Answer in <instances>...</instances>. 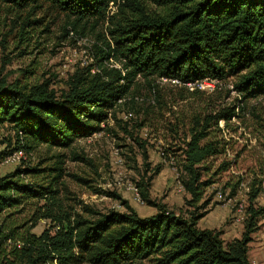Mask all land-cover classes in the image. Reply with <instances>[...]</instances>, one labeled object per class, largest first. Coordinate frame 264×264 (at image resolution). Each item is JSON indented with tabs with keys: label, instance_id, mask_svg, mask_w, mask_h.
Here are the masks:
<instances>
[{
	"label": "trees",
	"instance_id": "16d2710c",
	"mask_svg": "<svg viewBox=\"0 0 264 264\" xmlns=\"http://www.w3.org/2000/svg\"><path fill=\"white\" fill-rule=\"evenodd\" d=\"M0 3L18 9L49 4L77 21L110 20L111 40L102 55L122 65V69L103 67L102 73L76 75L61 92L45 84L28 87L0 78V127L6 125L15 137L14 148L10 140V148L0 151V161L19 149L32 154L43 145L70 148L79 139L103 131L138 76L174 79L185 85L235 76V89L245 98L264 96V0ZM114 6L116 11L110 15ZM237 115L235 108H228L197 118L183 146L165 150V161L177 168L188 196L185 203L191 210L187 213L151 198L150 188L163 170L162 163L152 167L146 162V173L136 182L144 202L156 208L145 217L130 206L126 212L103 213L90 207H86L88 215L69 211L59 189L62 154L53 156L51 166L24 162L1 176L0 264H135L146 260L153 264H251L250 243L264 226V204L256 202L264 192V165L249 186L241 237L227 241L221 230L199 227L215 197L206 196L207 189L231 164L224 162L210 174L213 163L209 159L225 151L220 141L207 139L210 129L213 122L217 127L219 120ZM25 209L31 216L19 222L14 216ZM41 219L48 221L49 228L40 235L32 233Z\"/></svg>",
	"mask_w": 264,
	"mask_h": 264
},
{
	"label": "rangeland",
	"instance_id": "374dc122",
	"mask_svg": "<svg viewBox=\"0 0 264 264\" xmlns=\"http://www.w3.org/2000/svg\"><path fill=\"white\" fill-rule=\"evenodd\" d=\"M115 11L114 6L110 15ZM110 26V20L77 21L49 4L18 9L0 3V78L28 87L45 84L61 92L69 88L76 75L102 73L103 67L122 69L119 61L102 55L111 40ZM236 80L235 76L223 81L206 79L189 86L138 76L128 98L103 125V131L79 139L70 148L49 149L43 145L26 154L19 164L0 167V177L24 162L31 165L44 162L42 167L51 166L56 159L53 156L62 154L64 172L59 189L69 211L88 215L86 207H90L103 213L126 212L130 206L145 217L154 214L156 208L136 202L127 184L142 178L146 162L152 167L162 163V174L150 188L151 198L166 202L176 212L187 213L191 207L185 203L186 192L180 188L178 171L164 162L165 150L181 148L184 140L190 138V128L197 118L235 108L238 115L229 121L219 120L217 127L213 122L207 138L220 141L225 150L209 159L213 163L210 174L224 162L231 164L215 176L216 182L207 189L206 196L215 195L221 188L241 202L245 193L236 190L233 194L234 187L240 183L250 186L264 165V96L245 98L235 89ZM130 111L135 117L127 120L125 114ZM10 140L14 148V133L6 125L1 126L0 151L10 148ZM142 145L147 150V160ZM116 152L123 158V165L116 163ZM175 154L179 156L180 151L176 150ZM75 155L84 159H75ZM256 202L260 206L264 204V192ZM210 207L211 216L216 217V223L210 225L244 226L245 213L236 212L215 198ZM29 216L31 211L25 209L14 218L21 222ZM48 228L49 224L41 219L31 232L40 235ZM259 263L263 264L264 260Z\"/></svg>",
	"mask_w": 264,
	"mask_h": 264
},
{
	"label": "built area",
	"instance_id": "2783aa9c",
	"mask_svg": "<svg viewBox=\"0 0 264 264\" xmlns=\"http://www.w3.org/2000/svg\"><path fill=\"white\" fill-rule=\"evenodd\" d=\"M165 80H169L170 82H173V83H178L180 84V82L178 80H174V79H166ZM186 85H189V86H192L193 83H188ZM122 102V100H121ZM135 117V114L130 111L128 112L127 114H125V119L127 120H131ZM116 163L117 164H120V165H123L124 164V160L123 158L119 157L117 152H116ZM26 157V154L24 152L23 149H19V150H16L8 155H6L4 158H2V160L0 161V167H3V166H9V165H17L21 162V160L23 158ZM174 170L177 168L176 167H173ZM178 171V170H177ZM178 174V180H179V172L177 173ZM181 185H180V188L182 190L185 191L182 183L180 182V180L178 181ZM127 189L133 194V198L136 202L138 203H144V200L142 199L141 197V194H140V191H139V188L138 186L136 185V183H129L127 184ZM244 192L245 193V198L240 202V201H237L235 199L234 196H229V193L223 189H218L215 193V199L219 202H224L226 204H228L230 207H233L236 209V212H239L241 214L245 213V208H246V204H247V194H248V191H249V186L245 183H241L238 187V192ZM236 217H237V214L235 213ZM237 222H240V219L237 218L236 219ZM42 222H44V224H47L48 221L47 220H42ZM19 246H21V244L19 243L18 244ZM251 264H260V263H257L255 261H251ZM264 264V263H263Z\"/></svg>",
	"mask_w": 264,
	"mask_h": 264
},
{
	"label": "crops",
	"instance_id": "0c3cea01",
	"mask_svg": "<svg viewBox=\"0 0 264 264\" xmlns=\"http://www.w3.org/2000/svg\"><path fill=\"white\" fill-rule=\"evenodd\" d=\"M164 162L166 163V165L169 164L165 160ZM170 168L174 169L172 166ZM160 174H162V172ZM158 176L156 177V179L158 178ZM155 180L153 182H155ZM171 185L172 184H170V186ZM186 197L188 196L186 195ZM211 212L212 211H210L199 221V227L221 230L223 232V238L227 241L241 237L244 231V226H235L234 224L232 226L210 225L209 223H216V217L211 216ZM249 257L251 261H255L257 263L264 260V226H262V228L253 235V241L250 243Z\"/></svg>",
	"mask_w": 264,
	"mask_h": 264
}]
</instances>
